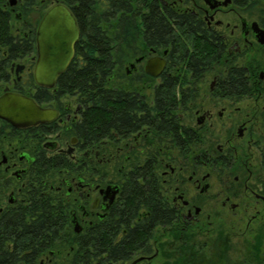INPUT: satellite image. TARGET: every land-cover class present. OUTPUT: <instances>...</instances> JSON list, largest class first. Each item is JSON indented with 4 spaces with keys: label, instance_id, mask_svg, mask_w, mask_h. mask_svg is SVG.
<instances>
[{
    "label": "flooded vegetation",
    "instance_id": "af4514ba",
    "mask_svg": "<svg viewBox=\"0 0 264 264\" xmlns=\"http://www.w3.org/2000/svg\"><path fill=\"white\" fill-rule=\"evenodd\" d=\"M53 5L42 11L28 0H0V96L22 93L59 111L26 127L0 117L11 125L8 133L59 126L30 133L24 147L20 138L0 137V165L8 174L0 179V213L20 200L22 175L36 154L63 155L76 167L58 187L73 196L74 231V217L81 231L110 220L117 243L127 231L117 225L122 206L136 183L146 200L169 212V221L155 225L138 250L107 264H162V239L170 237L171 248L199 245L212 253L218 244L226 264H264V240H257L264 238V0H141L139 16L126 20L142 22L145 31L109 33L113 104L125 103L127 112L93 139L78 132L85 109L79 99H53L57 81L46 86L35 77L38 28ZM153 59L165 64L148 68ZM149 215L143 208L129 222L147 225ZM249 237L255 257L245 255L253 246ZM48 257L40 263L51 264Z\"/></svg>",
    "mask_w": 264,
    "mask_h": 264
},
{
    "label": "trees",
    "instance_id": "16d2710c",
    "mask_svg": "<svg viewBox=\"0 0 264 264\" xmlns=\"http://www.w3.org/2000/svg\"><path fill=\"white\" fill-rule=\"evenodd\" d=\"M28 1L42 11L62 2L76 16L81 28L76 55L59 76L52 97L76 96L79 99L85 108L83 120L77 128L80 134L93 139L99 131L106 133L104 130L108 129L113 116L127 112L125 103L117 104V107L113 104L115 94L109 81L113 59L116 58L112 57L109 33L117 27L120 31L131 27L133 34L145 31L142 22L132 21L130 24L126 20L139 16L141 8L137 6L141 0ZM151 15L158 17L160 13L152 9ZM10 127L0 119V137L6 133L10 141L20 138L21 147L28 145L30 133L59 129L56 122H52L49 128H14L8 133ZM35 141L40 143L38 137ZM26 156L32 154L26 153ZM36 156L22 175L20 182L25 185L21 189L20 200L0 213V264H41L40 260L47 255L53 259L51 264H107L138 250L137 243L152 237L155 225L169 221V212L161 210L158 200H146V191L136 183L122 206L117 225L125 226L127 231L121 232L117 243L115 237L119 232H115L114 222L110 220L100 222L99 226L86 225L83 231L76 233L71 223V214L76 207L73 196L66 189L58 188L61 179L58 183L52 181L54 175H64L76 167L63 155L49 157L38 153ZM7 175L0 165V179ZM143 208L150 212L149 223L140 222L132 227L129 219ZM50 251L53 254H49Z\"/></svg>",
    "mask_w": 264,
    "mask_h": 264
},
{
    "label": "water",
    "instance_id": "95a60500",
    "mask_svg": "<svg viewBox=\"0 0 264 264\" xmlns=\"http://www.w3.org/2000/svg\"><path fill=\"white\" fill-rule=\"evenodd\" d=\"M80 29L72 10L58 2L44 14L38 28V60L35 77L39 84L54 86L58 77L66 71L74 59ZM165 61L150 60L148 68H161ZM157 74V71L150 69ZM59 115L55 108L40 106L33 97L14 91H6L0 96V117L16 127H26L50 121ZM110 190V187H108ZM75 231L82 226L73 218Z\"/></svg>",
    "mask_w": 264,
    "mask_h": 264
},
{
    "label": "rangeland",
    "instance_id": "374dc122",
    "mask_svg": "<svg viewBox=\"0 0 264 264\" xmlns=\"http://www.w3.org/2000/svg\"><path fill=\"white\" fill-rule=\"evenodd\" d=\"M1 158V157H0ZM64 175H54L52 177V181L54 183H58V181L63 177ZM9 193V192H8ZM173 238H166L162 239V246H161V252L162 254L159 256L162 258H165L163 260L162 264H226L228 263L227 259L222 260V258L227 257V255L224 253V250L222 249V246L216 244L214 246V251L211 253L209 251V248L207 247H201L199 245L196 246H187V245H181L178 248H171L169 246H166V242L172 240ZM190 240V239H189ZM200 241L206 240L204 237H199ZM209 240L213 242H221L225 240L223 236H212L209 238ZM248 241H251L253 243L252 250H246V257H255L258 254L254 251L256 249L254 246L255 238L249 237L247 239ZM257 240L262 241L264 238L257 237ZM257 247V246H256ZM259 249V248H258ZM231 256H238V255H228V257ZM242 256L243 255H239ZM224 261V262H223Z\"/></svg>",
    "mask_w": 264,
    "mask_h": 264
}]
</instances>
